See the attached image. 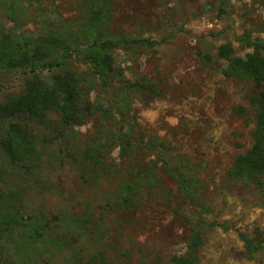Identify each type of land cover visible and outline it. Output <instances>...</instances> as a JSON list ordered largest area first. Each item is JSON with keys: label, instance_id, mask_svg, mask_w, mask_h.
I'll use <instances>...</instances> for the list:
<instances>
[{"label": "rangeland", "instance_id": "rangeland-1", "mask_svg": "<svg viewBox=\"0 0 264 264\" xmlns=\"http://www.w3.org/2000/svg\"><path fill=\"white\" fill-rule=\"evenodd\" d=\"M105 1L104 33L130 42L111 50L114 67L125 82L156 94L113 89L144 137L162 146L163 159L190 182L191 197L158 170L137 202L124 207L127 180L144 176L155 158L122 159L115 149L105 154L110 169L79 167L68 158L73 148L107 143L116 130L114 114L90 119L69 131L68 141L39 148L38 178L6 168L0 155V221L28 220L20 231L0 228V264H167L185 254L192 230L201 237L200 264H264V192L228 177L251 146L255 119L248 100L257 91L249 81L225 78L226 65L217 58L223 45L239 58L251 54L244 37L264 44V0ZM90 7V0H0V34L32 43L69 35ZM204 56L212 61L203 63ZM69 65L86 72L75 58ZM27 78L21 69L0 68V105L21 93ZM255 242L259 247L249 253Z\"/></svg>", "mask_w": 264, "mask_h": 264}, {"label": "trees", "instance_id": "trees-1", "mask_svg": "<svg viewBox=\"0 0 264 264\" xmlns=\"http://www.w3.org/2000/svg\"><path fill=\"white\" fill-rule=\"evenodd\" d=\"M91 7L77 32L52 35L35 43L25 38H10L0 34V68L21 69L28 76L21 93L12 95L0 105V155L3 165L24 176L39 177L41 158L39 148L54 141L67 140V133L90 119L112 118L116 130L106 143L99 140L85 142L73 148L68 157L71 162L85 169H110L106 152L117 149L122 159H134L144 153L152 154L155 160L144 176L127 180L122 194V205L133 206L139 190L159 170L171 178L178 192L191 197V185L178 167H170L163 159L162 146L148 141L137 122L129 117L124 106V97L115 93L114 85L156 94L153 88L139 83L125 82L121 71L114 67L111 50L115 46L130 44L129 40H113L104 33L109 25V5L105 0H90ZM88 44L84 45V42ZM252 53L244 58L234 56L228 45L220 46L217 58L226 68L221 70L225 78L249 81L257 94L249 98L254 111V129L251 132L249 150L237 157L228 177L244 180L264 192V44L250 42L243 38ZM200 55V54H199ZM75 58L86 68L78 73L69 65ZM203 63H210L209 56L201 57ZM99 96L91 102L90 95ZM113 94V95H111ZM238 111L243 112L242 108ZM5 173L0 171V181ZM17 231L28 226V220L12 217L0 221L4 232ZM16 226V227H15ZM260 233H257L258 236ZM34 235L38 237L34 229ZM259 237V236H258ZM257 237V238H258ZM39 239V238H38ZM201 237L192 230L185 254L173 256L167 264H200L198 250ZM260 242L251 243L249 253L257 250Z\"/></svg>", "mask_w": 264, "mask_h": 264}]
</instances>
